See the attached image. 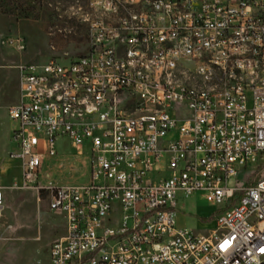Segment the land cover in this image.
Segmentation results:
<instances>
[{"label":"built area","instance_id":"1","mask_svg":"<svg viewBox=\"0 0 264 264\" xmlns=\"http://www.w3.org/2000/svg\"><path fill=\"white\" fill-rule=\"evenodd\" d=\"M102 8L109 21L87 26L86 54L21 67L9 109L21 168L10 188L65 220L50 264H264V177L249 184L264 154V0H92L88 11ZM211 61L226 71L209 78L217 93L175 85L174 67L206 78ZM151 101L165 115L137 121L158 111ZM65 139L88 158L86 184L42 182ZM7 189L0 181V224ZM194 195L223 207L207 235L177 224Z\"/></svg>","mask_w":264,"mask_h":264},{"label":"rangeland","instance_id":"2","mask_svg":"<svg viewBox=\"0 0 264 264\" xmlns=\"http://www.w3.org/2000/svg\"><path fill=\"white\" fill-rule=\"evenodd\" d=\"M91 1L0 0V181L8 187L0 224V264H50L51 245L65 234L64 218L50 211L46 198L39 200L33 191L10 188L20 183L21 168L10 157L16 148L9 109L20 99L22 66L50 59L73 60L87 53L89 29L80 18ZM57 151L59 157L45 161L42 182L86 184L90 177L87 156L76 155L67 139L57 144ZM252 168L255 172L250 174L249 184L264 177V154ZM179 209L178 227L207 235L213 228V216L223 207L194 195L183 199Z\"/></svg>","mask_w":264,"mask_h":264},{"label":"bare ground","instance_id":"3","mask_svg":"<svg viewBox=\"0 0 264 264\" xmlns=\"http://www.w3.org/2000/svg\"><path fill=\"white\" fill-rule=\"evenodd\" d=\"M110 9L102 8L95 11L94 15L90 12L81 11V22L87 26H97L103 22L109 21ZM193 32V25H186L182 31V38H191ZM167 46V39H159L158 47ZM212 71H206V78H193V71L190 68L174 67L173 77L175 78V85L185 86L188 93H195V90L205 91L208 93H217L218 84L213 83L209 78H213V72H219V78H226V71H220L218 61H211ZM165 69H158L156 71V79H164ZM139 101H131V110H138ZM151 109H141L137 114V121H144L145 119H161V115H165V107H162L161 101H151Z\"/></svg>","mask_w":264,"mask_h":264}]
</instances>
